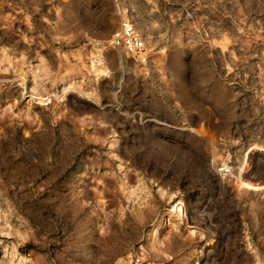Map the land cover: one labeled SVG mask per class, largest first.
Listing matches in <instances>:
<instances>
[{
	"label": "rangeland",
	"instance_id": "1",
	"mask_svg": "<svg viewBox=\"0 0 264 264\" xmlns=\"http://www.w3.org/2000/svg\"><path fill=\"white\" fill-rule=\"evenodd\" d=\"M138 249L264 264V0H0V264Z\"/></svg>",
	"mask_w": 264,
	"mask_h": 264
},
{
	"label": "built area",
	"instance_id": "2",
	"mask_svg": "<svg viewBox=\"0 0 264 264\" xmlns=\"http://www.w3.org/2000/svg\"><path fill=\"white\" fill-rule=\"evenodd\" d=\"M110 46L124 57L134 60L144 73L149 67L151 46L146 35L128 17L118 20L110 36ZM115 264H150L145 252L141 249L122 256Z\"/></svg>",
	"mask_w": 264,
	"mask_h": 264
},
{
	"label": "bare ground",
	"instance_id": "3",
	"mask_svg": "<svg viewBox=\"0 0 264 264\" xmlns=\"http://www.w3.org/2000/svg\"><path fill=\"white\" fill-rule=\"evenodd\" d=\"M121 59H122V64L125 65V57H124L122 54H121ZM239 185H240L241 187L252 188V186H251L250 184L244 182L243 180H239ZM174 208H175V209H174ZM174 208H173V209H174L175 211H177V213L180 212V211H179L180 208H176V207H174Z\"/></svg>",
	"mask_w": 264,
	"mask_h": 264
}]
</instances>
